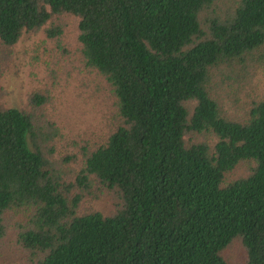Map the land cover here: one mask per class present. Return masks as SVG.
<instances>
[{
	"label": "trees",
	"instance_id": "1",
	"mask_svg": "<svg viewBox=\"0 0 264 264\" xmlns=\"http://www.w3.org/2000/svg\"><path fill=\"white\" fill-rule=\"evenodd\" d=\"M68 22L112 121L66 181L46 94L0 102V240L20 212L26 264H264V0H0V45Z\"/></svg>",
	"mask_w": 264,
	"mask_h": 264
},
{
	"label": "rangeland",
	"instance_id": "2",
	"mask_svg": "<svg viewBox=\"0 0 264 264\" xmlns=\"http://www.w3.org/2000/svg\"><path fill=\"white\" fill-rule=\"evenodd\" d=\"M76 35V27L68 22L58 39H49L41 31L25 34L10 49L0 45V102L22 108L30 104L33 92L46 94L44 112L57 124L55 158L66 181L74 179L80 170L82 146L96 140L112 121L107 83L80 58ZM257 77L246 84L247 90L254 84L263 86V77ZM69 156L73 158L65 160ZM241 172L239 167L235 174ZM84 194V208L110 207L99 184L93 183L90 192ZM8 219L6 235L0 240V264H26L29 254L17 241L25 217L19 212Z\"/></svg>",
	"mask_w": 264,
	"mask_h": 264
}]
</instances>
